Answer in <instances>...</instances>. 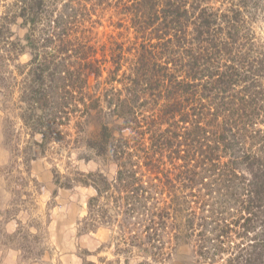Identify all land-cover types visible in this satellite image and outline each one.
Listing matches in <instances>:
<instances>
[{
	"label": "trees",
	"instance_id": "trees-1",
	"mask_svg": "<svg viewBox=\"0 0 264 264\" xmlns=\"http://www.w3.org/2000/svg\"><path fill=\"white\" fill-rule=\"evenodd\" d=\"M56 1L17 0L24 44L7 14L0 56L31 54L23 119L41 146L52 107L78 109L83 147L116 165L79 172L95 189L84 230L118 223L136 264L183 246L184 264H264V0H116L134 33L110 54L83 26L92 0Z\"/></svg>",
	"mask_w": 264,
	"mask_h": 264
},
{
	"label": "rangeland",
	"instance_id": "rangeland-1",
	"mask_svg": "<svg viewBox=\"0 0 264 264\" xmlns=\"http://www.w3.org/2000/svg\"><path fill=\"white\" fill-rule=\"evenodd\" d=\"M66 1L59 6L56 1L54 9L64 11ZM109 1L112 5L90 1V14L83 26L88 29L90 43L99 52L105 46L110 54L112 42L121 43L134 31L120 23L123 16L115 12L116 0ZM16 2L0 0V21L7 14L13 17L16 23L11 30L24 44L25 30L20 26L22 19L16 16ZM260 22L264 37V17ZM1 54L5 53L0 43ZM6 58L0 56V264H136L139 251L136 247L128 249L121 225H101L86 231L82 223L95 189L80 181L79 172L101 170L112 178L116 165L104 164L83 147V132L75 126L81 113L78 109L68 113L53 106L46 114L52 132L48 143L41 146V135L33 134L23 119L26 104L21 98L31 80V54ZM91 81L99 87V80L91 77ZM104 86L102 83L100 88ZM83 156L91 159L87 162ZM191 250L181 247L171 262L190 261Z\"/></svg>",
	"mask_w": 264,
	"mask_h": 264
}]
</instances>
